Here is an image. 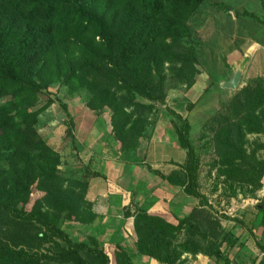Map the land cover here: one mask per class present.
Segmentation results:
<instances>
[{"label":"trees","instance_id":"1","mask_svg":"<svg viewBox=\"0 0 264 264\" xmlns=\"http://www.w3.org/2000/svg\"><path fill=\"white\" fill-rule=\"evenodd\" d=\"M203 1L0 0V152L11 162L9 171H0V264H132L119 244H100L91 236L73 242L57 226L59 214L49 210L59 196V158L36 130L38 116L52 101L33 108L42 91L56 83L92 95L113 90L111 96L125 103L123 111L139 98L150 104L141 105L148 111L163 105L171 86L168 70L197 60L188 44L187 21ZM226 109L230 114L220 116L215 136V166L226 181L257 191L264 178V83L259 80L240 90ZM185 126L176 129L187 155L179 172H153L198 200L197 163ZM111 135L121 152L137 146L131 145L118 120ZM247 136L256 138L250 151ZM87 187V179L80 180L79 188L71 187L65 196L66 208L78 212L81 225L94 218L84 200ZM113 188L108 191L121 192ZM39 190L44 195L28 209L31 194ZM260 206L255 220L264 236L263 202ZM217 227L219 222L203 210L181 219L166 208L139 211L133 219L135 250L161 264H184L179 260L183 252L222 259V243L231 236H220ZM257 264H264V256Z\"/></svg>","mask_w":264,"mask_h":264},{"label":"rangeland","instance_id":"2","mask_svg":"<svg viewBox=\"0 0 264 264\" xmlns=\"http://www.w3.org/2000/svg\"><path fill=\"white\" fill-rule=\"evenodd\" d=\"M187 26L191 31L188 44L194 47L197 60L187 66L178 63L168 70L171 86L163 105H152L148 111L141 105L150 104L139 98L135 100L136 104L126 106L123 111L125 103L118 99L119 96H111L113 90L92 95L88 92H72L59 83L51 85L39 96L40 100L33 109L48 100L52 104L38 116L36 130L58 156L57 174L62 179L55 185L59 196L49 211L59 214L57 226L73 242L87 241L89 237L85 228H80L78 212L66 208L65 196L71 187L76 190L79 188L80 180L89 178L86 173H92L87 168L84 148L90 134L97 138L104 137V130L110 128L111 132L112 123L116 120L132 139L131 145L136 143L139 146L161 124L169 126L174 132L173 143L176 145V129L183 130L185 125H189L185 135L197 163L201 197L198 203L205 205L204 210L219 224L222 220L236 224L235 220H239L243 212L256 215L258 205L260 208L262 202L264 205V178L263 187L254 191L247 185L226 181L215 166L218 160L215 136L221 127L218 123L220 116L230 114L226 107L236 93L246 86H253L259 79L241 80L242 86L235 93L211 90L210 87L212 83L227 79L238 65L243 64L245 68L246 60L239 58L248 43L252 40L264 41V0H204L190 16ZM261 56L264 54L256 52L255 63L251 61L249 64L248 69L252 73L260 72ZM126 114L131 115L130 118H126ZM247 140L246 148L250 151L256 138L247 136ZM115 143L119 147L117 140ZM183 152L182 163L187 158L186 151ZM260 154L258 152L255 155L259 158ZM10 163L0 152V171H9ZM43 195L44 192L40 190L33 191L28 209ZM181 236L182 240L183 234Z\"/></svg>","mask_w":264,"mask_h":264},{"label":"crops","instance_id":"3","mask_svg":"<svg viewBox=\"0 0 264 264\" xmlns=\"http://www.w3.org/2000/svg\"><path fill=\"white\" fill-rule=\"evenodd\" d=\"M256 52L264 54V41L252 40L241 53L239 59L247 62L242 80L251 78L264 81V56H261L260 72L252 73L248 69L251 61H256ZM157 127L149 139L127 152L119 150L110 128L104 130L102 138L93 137L91 133L84 145L87 168L96 174L87 178L88 187L84 197L94 218L80 228H85L88 237H94L100 244H119L129 254L132 264H161L135 250L137 235L133 230V219L137 212L149 211L154 207L166 208L181 219L194 210L205 211L198 206V200L186 195L181 187L173 186L168 180L154 174L153 171H158L164 176H171L178 173L179 165L184 163L183 149L178 142L176 145L173 143L174 132L164 124ZM75 137L78 139L77 134ZM108 187H116L121 192H116L114 188L108 191ZM255 217L251 212H243L239 217L241 223L222 220L216 231L220 236H231L222 243L221 251H225L222 259L183 252L179 260L184 264H257L264 256V236ZM229 244L232 245L227 249Z\"/></svg>","mask_w":264,"mask_h":264},{"label":"water","instance_id":"4","mask_svg":"<svg viewBox=\"0 0 264 264\" xmlns=\"http://www.w3.org/2000/svg\"><path fill=\"white\" fill-rule=\"evenodd\" d=\"M244 71V65H238L227 79L212 83L210 85L211 90H223L228 93H235L242 86V74Z\"/></svg>","mask_w":264,"mask_h":264}]
</instances>
